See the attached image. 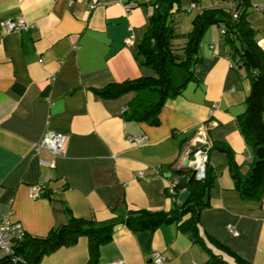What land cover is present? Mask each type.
I'll list each match as a JSON object with an SVG mask.
<instances>
[{
    "label": "crops",
    "instance_id": "crops-1",
    "mask_svg": "<svg viewBox=\"0 0 264 264\" xmlns=\"http://www.w3.org/2000/svg\"><path fill=\"white\" fill-rule=\"evenodd\" d=\"M155 1L0 0V222L8 218L28 236L45 239L71 217L106 222L128 209L170 212L189 198L178 187L171 194L170 182L179 184V175L190 170L185 161L205 141L215 177L197 226L203 242L180 223L145 232L119 227L100 248L99 264H150L155 253L165 264H206L212 254L225 264H264V200L242 197L229 164L244 177L253 161L238 126L251 82L235 62L223 26L206 30L194 79L166 102L158 125L126 119L135 93L117 99L96 93L156 75L137 58ZM193 3L197 8L190 10ZM232 5L180 0L175 48L186 45L196 16ZM248 13L264 47V0H250ZM17 17L31 28L10 32L2 25ZM48 130L68 137L62 157L36 151ZM41 182H47L46 191L35 198L32 187ZM90 260L89 239L81 237L40 264Z\"/></svg>",
    "mask_w": 264,
    "mask_h": 264
},
{
    "label": "trees",
    "instance_id": "trees-1",
    "mask_svg": "<svg viewBox=\"0 0 264 264\" xmlns=\"http://www.w3.org/2000/svg\"><path fill=\"white\" fill-rule=\"evenodd\" d=\"M234 3L230 10H206L195 17L193 30L186 35L187 43L175 48L176 17L181 12L180 0H156L147 32L139 46L137 58L143 66L151 68L156 75L139 78L120 84H111L96 93L106 99H117L133 92L136 97L125 110L127 120L159 124L160 111L168 100L183 93L188 81L194 79V67L201 62L200 42L213 24L223 26L227 44L233 51L236 64L247 70L251 82V92L246 99V111L238 118V126L253 154V161L246 176L229 161L232 177L242 197L248 201L264 200V47L257 39V32L249 21L250 0H223ZM234 15H237L235 18ZM230 152L226 147L223 149ZM178 189L189 192L186 203L176 209L150 211L128 209L125 214H117L106 222L77 219L71 217L68 223L51 232L45 239L26 238L15 247L17 260L8 257L0 264H40L42 260L62 247L74 246L81 237L90 242V264H99L100 248L109 243L119 227H127L133 232L155 231L162 226L180 223L187 230L195 232L200 213L209 206L206 195L215 177V170L208 165L206 177L196 179L195 171L179 175ZM187 219V220H186ZM186 220V221H185ZM185 221V222H184ZM188 225V226H185ZM197 236V237H196ZM213 244L214 240L209 239ZM203 242V241H202ZM210 252V251H209ZM206 264H225L222 257L214 254Z\"/></svg>",
    "mask_w": 264,
    "mask_h": 264
},
{
    "label": "built area",
    "instance_id": "built-area-1",
    "mask_svg": "<svg viewBox=\"0 0 264 264\" xmlns=\"http://www.w3.org/2000/svg\"><path fill=\"white\" fill-rule=\"evenodd\" d=\"M70 3H72V0H70ZM195 8H197V4H191L190 10ZM234 16L237 18V15ZM2 25L6 26L10 32H22L31 28V25L23 17H17L4 21ZM221 32L224 34L225 30H222ZM133 38L134 37L131 34L127 38L126 44L130 46ZM67 140L68 137L66 135L48 130L43 139L36 145V151L39 152L41 150H46L49 151L54 158L62 157L65 153ZM137 142L141 143L142 140L137 139ZM207 144V142L202 141V144L195 151L192 159L188 160L189 165L195 171L196 179L198 180H203L206 177L207 166L209 163V145ZM42 163L50 168L56 167L54 161L48 162L43 160ZM177 186V181L170 182L169 189L171 194L176 193ZM46 188L47 182L38 183L32 187L31 194L33 197L38 198L45 193ZM229 230L233 235H238V232L232 226H229ZM26 236L27 232L20 224L11 223L8 218H5L0 222V263L8 257L14 259V261L17 260L15 247L21 243ZM112 264H124V262L118 261ZM150 264H165V261L160 253H155L152 256V262Z\"/></svg>",
    "mask_w": 264,
    "mask_h": 264
},
{
    "label": "water",
    "instance_id": "water-1",
    "mask_svg": "<svg viewBox=\"0 0 264 264\" xmlns=\"http://www.w3.org/2000/svg\"><path fill=\"white\" fill-rule=\"evenodd\" d=\"M197 149H198V148H196V150H197ZM188 164H189V162H188V161H185V167H187Z\"/></svg>",
    "mask_w": 264,
    "mask_h": 264
}]
</instances>
